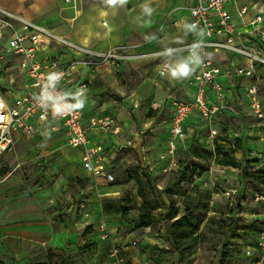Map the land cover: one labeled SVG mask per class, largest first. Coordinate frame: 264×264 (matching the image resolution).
Masks as SVG:
<instances>
[{
  "label": "rangeland",
  "instance_id": "1",
  "mask_svg": "<svg viewBox=\"0 0 264 264\" xmlns=\"http://www.w3.org/2000/svg\"><path fill=\"white\" fill-rule=\"evenodd\" d=\"M1 2L14 12L48 26L55 33L63 34L62 36L74 41L76 36L72 23L83 21V15L80 14L86 12L88 7H91L94 13L105 9L107 14L99 18V23L107 24L108 32L113 30L111 26L113 25L116 33L120 35L121 43L118 46H126L127 53L130 50L133 54L134 60L131 63L125 64L118 72L113 70L109 76L100 78L99 85L107 87V92L108 86L114 90L119 89L118 91L110 89L113 97L124 96L126 99L139 97L142 107L131 116L141 135V142L152 148L153 162L145 167L135 147L127 151L117 145L114 156L117 163L115 182L124 189L111 192L108 196L113 198L109 202L124 211L123 216L129 225L120 228L121 233L126 236L125 239H119L120 243L110 239L108 243L103 244V255L110 260V264H113L111 254L113 247H118L120 254L129 260L134 259V254L148 256L151 259L149 264H248L245 247L254 242L256 231L264 226V200L256 198L257 194L264 195V184L255 177L246 175V172L255 168L264 170V147L257 144L256 147L249 148L245 143L249 139L264 142L263 120L250 115L244 104L238 108L239 116L227 117L221 120V125L218 123V128L227 142L224 150L235 158L234 166H221L222 164L213 159L204 160L194 156L191 153L194 143L189 137L179 140L177 143L181 145L178 147L177 144L175 153H170L171 136L167 129V120L172 106L171 100L176 97L177 92L182 95V90L180 85L172 88L166 75L159 74V68L164 58L161 53L169 45L183 38L181 33L184 32V28L180 30L177 25L184 24L183 15L188 0H125V3L116 5H109L106 0H1ZM105 13L102 11V15ZM72 17L76 20H72ZM102 19L108 23L102 22ZM86 21L90 26L94 25L95 30L103 32L105 26L99 24L96 18L84 20L83 23ZM90 36L92 37V34ZM94 38L98 40L96 36ZM2 42L6 48L7 42ZM4 52L5 50L2 51L0 48V56H4ZM11 61L12 59L8 60L6 57L0 59V73L4 72L5 78H9L12 72L15 76L17 74L14 69H7L13 64ZM172 61L177 65L187 63L191 69L196 66L195 54L192 52L180 58L175 57ZM161 86L166 90L171 88L174 92L168 91V96L161 105L163 112L155 113L152 121L149 120L152 102L155 101L157 89ZM261 87L264 100V79ZM152 128L154 131H151ZM207 135H209L207 130L199 135V140L203 144L209 140ZM51 141L53 140L32 141L28 137L23 138L12 151L0 154V176L13 169L16 164H21L16 172L19 175L18 179L12 187L17 193L25 192L28 186L38 191L45 185H54V178L45 182L40 176L39 171L44 166L43 155L54 151L55 148L58 150V147L71 146L64 140L57 141V144ZM54 152L55 155H52L48 164L57 162L62 155L61 152ZM256 158H258L256 162L250 163L249 160ZM151 166L153 169H150ZM146 171L156 178L155 184L146 180L144 176ZM185 171L189 177L181 184L182 189H179V173ZM138 177H141V182ZM92 179L81 177L77 185H74L80 195L72 203L73 211L80 212L82 204L87 203V199L82 195L83 190L112 184L100 177L94 176ZM166 188L171 191L166 193ZM232 188H236L237 191L227 197L224 192ZM177 190H180V193L174 194ZM25 199L21 197L17 200ZM145 201L161 205L154 211L159 216L168 211L164 201L177 207L179 215L184 214L187 206H193L194 213L203 220L198 238L173 244L167 238L169 222L163 219L143 229L139 224L140 207ZM249 225L252 227L241 228ZM82 250L83 252L79 250L81 255L90 248L84 247ZM142 263L146 264L143 261Z\"/></svg>",
  "mask_w": 264,
  "mask_h": 264
},
{
  "label": "crops",
  "instance_id": "2",
  "mask_svg": "<svg viewBox=\"0 0 264 264\" xmlns=\"http://www.w3.org/2000/svg\"><path fill=\"white\" fill-rule=\"evenodd\" d=\"M238 1L243 4L249 3L250 12L245 16V20L247 21L255 12L260 11V9L264 11V2L254 6L255 1L252 0ZM194 3L195 0H188L187 6L184 9V24L182 26L177 25L180 30L184 28V32L182 31L181 33L183 38H181L179 42L172 43L167 48L187 44L193 39V32L189 26V8L194 5ZM88 8L86 12L80 14L83 15V21L72 23V26L75 27H73L74 36H76L77 40L75 39L74 41L71 39V41L98 51H109L117 47L121 42L119 38L120 35L116 33L114 26L111 25L113 30L108 32L106 29L107 24L99 23V18L105 16L107 10L102 9L100 12L94 13L91 7ZM227 8L237 19L238 27L242 28V21L239 19L235 3L231 1ZM102 11L106 13L102 15ZM93 18H96L99 24L105 26L103 32L95 30L94 25L90 26L88 21L83 23L84 20H92ZM72 20L76 19L72 17ZM101 21L108 23L105 19ZM90 34H92V37ZM95 36L98 38L97 41L94 38ZM246 43L250 45L253 41L246 40ZM0 48L4 51V42L0 41ZM187 53L175 55L172 59L175 57L180 58ZM192 53L195 54L196 66L189 75L172 76L168 74L165 76L171 82L172 88L175 89L177 85L181 86L182 95H180L179 92L174 94L183 100H192L197 95V87L190 81L199 71L200 65L197 54L195 52ZM43 54L46 56L62 55L66 61L78 57L73 50L53 43H48L45 46ZM128 54L131 55V57L121 61L119 66L109 61L93 68L77 67L70 75L72 81L83 80L88 83V88L85 90L81 100L85 112V122H88L91 117L100 116H110L115 119V125L119 128L118 133L112 134L104 130H95L91 134L92 143H102L104 145L108 160L114 166L115 171L117 163L114 161V156L117 145L119 147L126 145L127 147L124 149L127 151L135 147L144 166L151 165L153 162V157H151L152 148H148L141 142V135L135 124L134 118L131 116L132 113L139 112L138 110L142 107L139 97H135L134 99H131V97L126 99L123 98L124 96L122 98L121 96H119L120 98L113 97L111 96L114 90L113 88L108 86L109 90L107 92V87L99 85L100 78L109 76L108 74L112 73L113 70L117 72L120 71L119 69L121 67L134 60L130 50ZM208 56L213 58L223 69V74L219 77V81L225 86L229 104V108L217 116L215 120L216 126L218 127L219 122L221 125L222 119L239 116L240 112L238 108L243 107L244 104L245 108L247 107L246 110L248 113L252 115L250 101L246 97L244 91V86L249 80L237 77L234 74V69L238 65L245 64V59L233 56L226 51L211 50ZM5 57L8 60L12 59L11 62H13L7 69H14L17 71V74L15 76L12 72L9 78H5L4 72L0 73V87L2 91L8 95H10V91L14 94L26 93L31 89L29 77H27L26 73L19 67L17 58L6 55ZM173 64L174 66L177 65L176 62H173ZM260 73L264 77V69H261ZM263 79L261 80V84ZM261 84L260 94L262 89ZM110 89L113 90L111 91ZM118 90L116 89L114 91ZM168 91L174 92L173 89L169 88L166 90L163 86L157 89L156 99L152 102V112L149 120L155 117V113L163 112L161 105L167 98ZM211 97L216 101V96L213 91H211ZM261 99L264 104L262 94ZM169 113L167 129H169L173 116L172 106ZM195 116L197 115L195 114L189 119L191 120L190 122L194 121L193 118ZM33 125L35 128L33 135L15 132L13 134L12 144L0 154L12 151L14 146L18 144L21 139L27 137L32 141L53 140L51 142L54 144L64 140L68 145L66 130L63 128H55V122L53 120L45 123L33 120ZM189 126L191 134L194 133L196 130L194 125L190 123ZM151 131H154V129L152 128ZM228 133L230 132L228 131ZM53 137L57 139H52ZM208 138L209 140L207 142L213 144L215 138L209 135ZM219 142H221L223 146L227 143L225 140H220ZM245 144L248 145L249 148L256 147L257 144L264 147L263 140L249 139ZM54 151L61 152L62 155L57 162L48 164L52 155H55ZM54 151L51 150L49 153L43 155L44 166H42L39 171L42 180L45 182L51 178L55 179V183L52 186L45 185L38 191H34L31 186H28L25 192L17 193L12 187L18 179L19 175H17L16 172L21 167L20 163L16 164L13 169L3 176H0V261L4 264H110V260L106 255H103V244L108 243L107 241L110 239L120 243L119 239H125L126 237L125 234L121 233L120 228H123L124 225L128 226L129 224L123 216L124 211L116 207L113 211H106L104 209V203L113 199L112 196H108L111 195V192L122 191L124 187L120 184L108 183V185L96 189L88 188L87 190H83L82 195L87 199V203L82 204L80 212L73 211L72 203L79 197L78 195H80L74 185H77L79 178L86 177L92 179L94 175L87 171L82 165V148L58 147V150L55 148ZM150 169H153V166H151ZM21 197L26 199L22 201L17 200ZM136 225H138V223ZM103 226L108 232L107 240L102 238V235L105 233L102 229ZM144 235L147 236L145 232ZM84 247L90 248V250L81 255L79 250L83 252L82 248ZM134 255V259L132 258L130 260L132 264H143L142 261L149 264L151 260L148 256L145 257L141 253Z\"/></svg>",
  "mask_w": 264,
  "mask_h": 264
},
{
  "label": "built area",
  "instance_id": "3",
  "mask_svg": "<svg viewBox=\"0 0 264 264\" xmlns=\"http://www.w3.org/2000/svg\"><path fill=\"white\" fill-rule=\"evenodd\" d=\"M231 1L235 3L242 28L238 27L237 19L227 8ZM252 1H255L254 6L264 2ZM189 11L193 39L187 44L163 51L161 56L164 58L159 68L161 76L170 74V69L175 67L172 57L187 52H195L200 65L199 71L190 81L197 87L196 97L183 100L176 96L171 100V154L175 153L179 140L188 139L193 134L188 120L195 114L205 121L210 137L224 136L215 120L229 108V104L225 86L219 81L223 69L208 56L211 50L226 51L245 59V64L238 65L234 74L249 80L244 91L250 101L251 114L264 122V104L260 94L263 79L260 70L264 69V11L260 9L247 21L245 16L250 12L249 3H239L238 0H195ZM246 40L253 43L249 45ZM0 41L7 42L4 56H0V59L5 55L17 58L31 86L24 94L10 91V95L5 94L0 87V153L12 144L15 132L33 135V120L42 123L53 120L55 128L66 130L69 146L82 148L83 167L95 177L114 182L115 168L108 160L106 149L102 143H92L91 134L95 130L116 134L119 128L110 116L91 117L85 122L81 100L88 83L83 80L72 81L70 75L77 67L93 68L109 61L119 66L121 61L131 57L127 53L128 48L123 45L109 51H98L78 45L48 26L14 12L1 0ZM48 43L71 49L78 57L66 61L62 55L46 56L43 53ZM53 75L57 79L49 85V77ZM211 91L215 93L216 101L212 99ZM47 95L53 97L60 107L55 106L51 100L45 101ZM235 191L236 188H232L224 194L229 197ZM256 198L264 200V195L257 194ZM102 229L105 231L102 238L106 240L108 232L104 226ZM245 253L248 264H264V226L256 234L254 243L245 247ZM111 254L113 264H132L120 254L118 247H113Z\"/></svg>",
  "mask_w": 264,
  "mask_h": 264
},
{
  "label": "trees",
  "instance_id": "4",
  "mask_svg": "<svg viewBox=\"0 0 264 264\" xmlns=\"http://www.w3.org/2000/svg\"><path fill=\"white\" fill-rule=\"evenodd\" d=\"M193 119L194 121L192 122H190L191 120H188L189 124L191 123L196 128L194 133L189 138L194 143V145L191 148V153L200 159H204V160L213 159L222 165L234 166L236 164L235 158L231 157V154L224 150L225 146H223L222 143L219 142L220 140H225L224 136L216 137L213 140V144L207 141H206V144H203L199 140V135L201 134L202 131H206V130L208 131V127L205 121H203V119L200 118L199 116H195ZM180 145L181 144H178V147ZM257 160L258 158H256V160H249V161H251L250 163H252V162H256ZM246 175L255 177L256 179H258L264 184V170L263 169H258V170L252 169L251 171L246 172ZM144 176L146 177L147 181L155 184L156 178L152 176V174L149 171H146ZM188 177L189 175L186 171L179 173V180H178L179 189H182L181 184L184 181H186ZM138 180L141 182V177H138ZM115 181L112 182V184H117ZM165 191L166 193H168L171 191V189L166 188ZM179 191L180 190H177L176 192H174V194H179L180 193ZM141 194L143 195V191L141 192ZM164 203L166 207L168 208V211L165 214H162L161 216H159L155 214L154 211L157 208L161 207V205H158V204H155L149 201H145L140 207V220H141L140 226L144 228L151 227L154 224V222L159 221L160 219H163L169 222L167 226V238L173 244L178 243L183 240H188V239L196 240L199 236L198 232L203 223V220L199 215L194 213L193 206H187L184 214L179 215V209L177 207L173 205L172 206L168 205L166 204L165 201ZM104 209L106 211H113L115 210V206L113 203L106 202L104 203ZM250 227L252 226L251 225L243 226L241 228L245 229V228H250ZM262 228L263 227H261L258 231H260ZM258 231H256L255 234H257ZM0 264H4V263L0 261Z\"/></svg>",
  "mask_w": 264,
  "mask_h": 264
},
{
  "label": "clouds",
  "instance_id": "5",
  "mask_svg": "<svg viewBox=\"0 0 264 264\" xmlns=\"http://www.w3.org/2000/svg\"><path fill=\"white\" fill-rule=\"evenodd\" d=\"M106 3L109 5H116L117 3L123 4L125 3V0H106ZM192 69L190 68L189 64L182 63L176 65L174 68L170 69L172 76H187L191 73ZM57 77L55 75L49 77V85L53 84L56 81ZM45 101L51 100L52 103L60 107L59 103L51 97L50 95H47V97H44Z\"/></svg>",
  "mask_w": 264,
  "mask_h": 264
},
{
  "label": "water",
  "instance_id": "6",
  "mask_svg": "<svg viewBox=\"0 0 264 264\" xmlns=\"http://www.w3.org/2000/svg\"><path fill=\"white\" fill-rule=\"evenodd\" d=\"M127 146L126 145H124L122 148L124 149V148H126Z\"/></svg>",
  "mask_w": 264,
  "mask_h": 264
}]
</instances>
